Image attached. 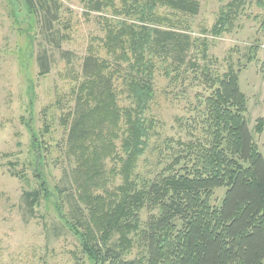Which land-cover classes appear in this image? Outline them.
<instances>
[{"label":"trees","instance_id":"obj_1","mask_svg":"<svg viewBox=\"0 0 264 264\" xmlns=\"http://www.w3.org/2000/svg\"><path fill=\"white\" fill-rule=\"evenodd\" d=\"M87 1L91 10L110 9L117 18L106 21L101 45L90 47L83 59L75 106L64 120L68 156L76 164L73 227L84 232L85 254L95 264H264V156L249 130L248 98L234 68L223 79L205 77L212 90L204 103L205 139L178 142L181 149L172 163L142 188L133 177L150 148L153 123L147 122L145 112L155 94L157 62L182 67L194 45L191 35L171 28L173 22L158 11L197 16L199 0ZM220 1L229 3L221 9L214 36L230 31L247 4V0ZM25 2L45 32L53 34L58 2ZM258 3L262 7L264 0ZM55 42L61 50L60 42ZM98 48L108 59L98 55ZM61 54L70 63L71 53ZM38 65L41 76L50 73L45 51L38 56ZM119 79L124 80L134 108L119 106ZM263 132L264 119H258L255 134ZM109 162H120V170L117 166L107 170ZM118 176L122 183L117 186ZM222 188L227 189L222 204L213 207L214 192ZM99 191L106 197L97 196ZM46 195L41 186L24 193L23 202L33 213ZM146 207L152 214L141 227L140 212ZM114 232L120 235L119 248L107 246ZM131 233L143 249L136 259L127 258L134 247Z\"/></svg>","mask_w":264,"mask_h":264},{"label":"rangeland","instance_id":"obj_2","mask_svg":"<svg viewBox=\"0 0 264 264\" xmlns=\"http://www.w3.org/2000/svg\"><path fill=\"white\" fill-rule=\"evenodd\" d=\"M55 1L60 5L59 21L54 33L47 34L25 0H0V264H95L84 252L83 230L74 228L76 164L68 156L64 120L75 106L83 59L90 47L101 45L106 21L117 17L110 9L91 10L87 0ZM199 2L197 16L158 11L173 22L171 28L191 35L194 45L182 67L157 62L155 94L145 112L147 122L153 123L150 148L133 176L138 188L172 163L181 149L178 142L205 139L204 103L212 94L205 77L223 79L230 68L239 73L241 91L248 98L247 124L264 156V132L255 134L258 119H264V5L247 0L234 27L214 36L212 29L229 1ZM37 9L41 11V6ZM44 51L51 70L41 76L38 56ZM62 52L71 53L70 63ZM97 53L108 59L104 50L98 48ZM116 88L119 106L134 108L123 79ZM113 166L119 171L121 163L109 162L107 170ZM121 183L118 176L115 185ZM41 186L47 195L31 213L23 194ZM226 190H215L213 207L221 206ZM97 196L106 197L103 191ZM151 214L148 207L140 212L141 227ZM129 238L134 239V247L127 258H139L143 249L135 233ZM119 242L120 235L114 232L107 246L119 248Z\"/></svg>","mask_w":264,"mask_h":264}]
</instances>
